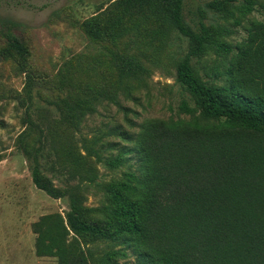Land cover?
<instances>
[{"label": "trees", "instance_id": "obj_1", "mask_svg": "<svg viewBox=\"0 0 264 264\" xmlns=\"http://www.w3.org/2000/svg\"><path fill=\"white\" fill-rule=\"evenodd\" d=\"M183 1L115 0L86 19L82 29L90 39L112 46L132 42L137 35L172 31L186 38L191 48L176 65L175 80L194 105H179L191 120L145 122L134 140L121 128L89 139L79 134L78 147L60 131L67 126L80 133L83 112L94 114L98 99L107 96L82 87L58 94V120L41 117L39 108L34 110L40 111L36 122L22 118L25 129L16 147L28 163L33 185L53 199L66 192L43 174L41 160L49 156L53 164L89 182L96 178L99 163L116 173L136 159L135 171H121L103 184L106 204L99 219L72 204L65 222L46 215L34 223L38 256H53L58 264H89L81 243L105 241L113 248L96 264H116L128 258V251L133 264H264V22L251 21L246 36L231 44L223 39L231 34L226 27L200 21L197 31L188 27ZM235 2L211 0L206 7L222 13ZM235 9V26L252 12L264 16V3L257 0H241ZM17 28L0 18V56L6 58L7 50L14 54L26 74V95L16 100L35 108V88L44 101L41 80L15 34ZM208 52L217 59L205 81L195 73L191 58ZM115 61L121 77L139 69L127 54ZM106 135L133 141V146L107 142ZM69 234L73 237L67 241Z\"/></svg>", "mask_w": 264, "mask_h": 264}, {"label": "rangeland", "instance_id": "obj_2", "mask_svg": "<svg viewBox=\"0 0 264 264\" xmlns=\"http://www.w3.org/2000/svg\"><path fill=\"white\" fill-rule=\"evenodd\" d=\"M113 1L0 0V18L17 24L15 34L30 53L29 64L41 80L39 85L44 99L42 101L36 94L39 89L35 88L32 103L37 107L18 102L16 99L26 95V74L20 70L10 50L5 53L6 58L0 56V264H58L53 256L36 254L37 235L33 224L46 215H58L65 222L72 204L80 206L85 215L99 219L106 204L103 184L111 177L118 178L121 171L136 169V159L116 173H110L99 163L96 178L89 182L53 164L54 159L49 156L41 160L43 174L66 192L62 198L53 199L33 185L28 163L16 147V138L25 129L22 118L30 116L36 122L40 111L34 110L39 108L41 117L51 122L58 120L54 107L58 94L82 87L102 90L107 96L98 99L94 114L83 112L80 133L67 126L60 131L63 138L72 136L71 144L74 142L78 147L77 138L81 135L89 139L97 133L107 134L109 130L121 128L134 140L139 126L145 122L192 119L179 110L184 101L190 107L194 105L175 80L176 65L191 48L186 38L172 31L161 36L137 35L132 38L135 42L125 39L124 44L112 46L90 39L83 31L82 23ZM209 1H183V20L193 31H197L199 21L205 25H220L231 30L223 39L235 44L246 36L244 29L251 21L264 22L262 14L252 12L235 26L234 20L239 17L235 7L241 0L231 3L222 13L207 9ZM257 1L264 3V0ZM124 54L130 56L139 69L121 77L115 59ZM215 59L211 52L200 58L192 57L195 73L208 80L205 73ZM68 78L78 87L68 85ZM107 136L104 138L107 142L133 146V141ZM72 237L69 234L67 241ZM78 241L80 243V239ZM80 248L89 264H96L113 244L95 241L81 243ZM133 263L134 257L128 251V258H119L116 264Z\"/></svg>", "mask_w": 264, "mask_h": 264}]
</instances>
